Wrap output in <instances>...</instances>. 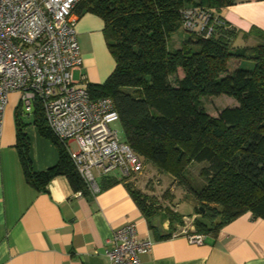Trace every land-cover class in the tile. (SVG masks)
Masks as SVG:
<instances>
[{
    "label": "trees",
    "instance_id": "trees-1",
    "mask_svg": "<svg viewBox=\"0 0 264 264\" xmlns=\"http://www.w3.org/2000/svg\"><path fill=\"white\" fill-rule=\"evenodd\" d=\"M234 0H79L74 13L91 12L103 21V35L115 67L101 84H88L92 97H110L119 114L124 141L159 172L183 184L199 207L193 233L215 235L225 223L250 212L264 219V31L253 45L238 47V32L217 13ZM214 11L222 25L210 35L183 26L185 8ZM179 29L189 34L171 50L169 39ZM251 60L252 68L239 64L228 71V61ZM178 69L182 76L177 77ZM175 77L174 84L170 77ZM225 94L237 101L234 110L210 116L200 104L202 96ZM32 123L58 151L57 163L40 172L31 168L28 142L15 109L20 162L26 181L44 190L55 176L67 177L74 191L89 194L63 143L48 128L38 104ZM204 163L205 184L193 188L185 179L191 163ZM105 188L124 182L142 214L151 218L164 212L169 230L177 232L184 215L151 203V197L129 185L131 180L102 177ZM100 179V180H101ZM100 188V189H101ZM202 207V210L201 208Z\"/></svg>",
    "mask_w": 264,
    "mask_h": 264
},
{
    "label": "crops",
    "instance_id": "crops-1",
    "mask_svg": "<svg viewBox=\"0 0 264 264\" xmlns=\"http://www.w3.org/2000/svg\"><path fill=\"white\" fill-rule=\"evenodd\" d=\"M217 13L238 32L234 43L241 47L256 42L243 33L264 31V0H234ZM74 14L82 64L72 72L73 79L101 84L115 67L103 21L91 12ZM9 97L14 100L4 110L0 137V264H105L106 241L129 222L138 237L153 240L150 251L140 255L142 264H264V219L252 218L250 212L194 243L184 231L161 238L168 233V220L149 223L124 182L80 196L63 175L51 178L44 190L30 185L18 152L15 109L20 98L17 91ZM31 121H24L28 155L32 170L40 172L57 163L58 151ZM99 182L102 186L106 180Z\"/></svg>",
    "mask_w": 264,
    "mask_h": 264
},
{
    "label": "built area",
    "instance_id": "built-area-1",
    "mask_svg": "<svg viewBox=\"0 0 264 264\" xmlns=\"http://www.w3.org/2000/svg\"><path fill=\"white\" fill-rule=\"evenodd\" d=\"M78 1L0 0V137L8 95L20 91L21 108L34 111L39 105L48 128L63 143L88 193L94 195L102 177L130 180L144 164L110 127L119 121L111 98H94L85 81L73 79L72 72L82 64L75 30ZM222 24L212 10H183L187 31L210 35L215 25ZM204 238L201 233L189 235L194 243ZM152 245L150 236L138 237L135 224L126 223L106 241L105 264H142L140 255Z\"/></svg>",
    "mask_w": 264,
    "mask_h": 264
},
{
    "label": "rangeland",
    "instance_id": "rangeland-1",
    "mask_svg": "<svg viewBox=\"0 0 264 264\" xmlns=\"http://www.w3.org/2000/svg\"><path fill=\"white\" fill-rule=\"evenodd\" d=\"M188 36L189 34L187 32L179 29L171 35L168 42L169 48L171 50L178 48V46L181 45L182 40ZM234 45L241 47L239 46V43H234ZM235 64H239L242 68H252L253 65L251 60H236L233 58L228 61V71L233 69ZM176 76L181 77L182 70L178 69ZM170 79L174 84L175 77L172 76ZM17 92L20 98L21 92ZM11 100H14V98L9 97L7 103L11 102ZM200 104L210 116L217 117L218 115L225 113V111L234 110L238 103L234 98L221 94L218 96H202L200 97ZM6 107L7 104L5 109ZM33 117V113L29 115L22 114L21 121L24 122L26 120H31ZM110 127L117 130L118 136L121 140L125 139L124 130L119 121L111 123ZM71 147L73 149L76 148L74 144H72ZM203 165L204 163L193 162L186 169L185 179L193 188H198L205 184L204 178L200 175V169ZM129 185L132 188H138L143 193L149 195L151 197V203H154L155 206H159L161 208L170 207L171 209L184 215L183 225H179L177 227V231H184L188 233L194 232L192 222L194 217L199 215L195 213L199 205L187 191L186 187L183 184L178 183L173 176L161 173L152 164L145 163L143 170L129 181ZM164 218V212H160L151 218V222L158 224Z\"/></svg>",
    "mask_w": 264,
    "mask_h": 264
},
{
    "label": "water",
    "instance_id": "water-1",
    "mask_svg": "<svg viewBox=\"0 0 264 264\" xmlns=\"http://www.w3.org/2000/svg\"><path fill=\"white\" fill-rule=\"evenodd\" d=\"M22 109V113H24V114H31V113H33V110H30V111H26L24 108H21ZM201 208V210H202V207H200Z\"/></svg>",
    "mask_w": 264,
    "mask_h": 264
}]
</instances>
